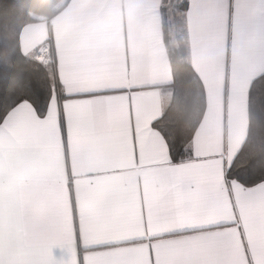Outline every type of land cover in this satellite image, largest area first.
I'll use <instances>...</instances> for the list:
<instances>
[{
    "label": "snow or ice",
    "instance_id": "obj_1",
    "mask_svg": "<svg viewBox=\"0 0 264 264\" xmlns=\"http://www.w3.org/2000/svg\"><path fill=\"white\" fill-rule=\"evenodd\" d=\"M43 7L0 0V264H264V0Z\"/></svg>",
    "mask_w": 264,
    "mask_h": 264
},
{
    "label": "crops",
    "instance_id": "obj_2",
    "mask_svg": "<svg viewBox=\"0 0 264 264\" xmlns=\"http://www.w3.org/2000/svg\"><path fill=\"white\" fill-rule=\"evenodd\" d=\"M124 22L129 28L131 48L139 56L140 69L146 75H151L159 68L167 69L170 60L165 43L160 39L159 29L155 40L153 39L150 19L147 16H138L136 8L131 7L125 10Z\"/></svg>",
    "mask_w": 264,
    "mask_h": 264
},
{
    "label": "trees",
    "instance_id": "obj_3",
    "mask_svg": "<svg viewBox=\"0 0 264 264\" xmlns=\"http://www.w3.org/2000/svg\"><path fill=\"white\" fill-rule=\"evenodd\" d=\"M32 10L35 13V17H39L42 13L46 11L43 5L49 3V0H31ZM168 58L170 60L171 69L174 72H180L183 70V52L182 50L172 44L171 42H165ZM255 87V86H254Z\"/></svg>",
    "mask_w": 264,
    "mask_h": 264
}]
</instances>
